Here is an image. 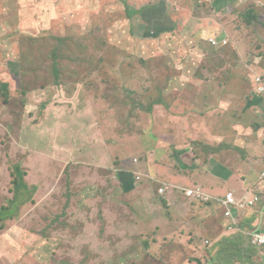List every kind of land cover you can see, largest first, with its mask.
I'll use <instances>...</instances> for the list:
<instances>
[{
  "label": "rangeland",
  "instance_id": "rangeland-1",
  "mask_svg": "<svg viewBox=\"0 0 264 264\" xmlns=\"http://www.w3.org/2000/svg\"><path fill=\"white\" fill-rule=\"evenodd\" d=\"M246 2L251 0H0V208L10 207L0 216V264H199L205 260L209 246L203 242L212 241L214 235L207 233L214 232L210 229L214 223L210 218L204 225L203 213L198 212L205 206L215 210L214 204L189 203L188 217L201 219V226L209 230L203 234L196 232L191 237L187 233L191 226L196 227L192 222L173 224L158 192L163 174L149 157H156L150 156L156 144L155 130L167 127L170 116L176 121L172 126L177 128L178 139L183 129L185 134L190 128L187 108L203 125L214 118L198 117L205 108L201 97L210 91L208 86L219 85L214 78L229 82L235 75L244 77L248 61L255 63L246 81L251 83L254 74L264 75L255 58L259 44L264 51L260 33L245 40L251 52L247 61L238 59L231 66L236 61L231 49L240 37L232 31L233 22ZM254 2L264 9V0ZM161 4L167 7L162 25L155 27L161 18L152 23L154 26L145 25L144 17L149 20ZM133 10L139 11L132 14ZM160 31L169 33L154 39ZM145 32H150L147 37ZM227 32L230 42L224 51L214 46L213 39L224 34L228 37ZM58 36L69 41L60 52L62 57L56 59L55 71L52 54L59 47ZM111 47L123 55L115 57ZM221 50L219 55L213 53ZM223 54L225 59L220 57ZM21 61H25L24 67L18 66ZM88 64H93L90 74L86 72ZM122 67L129 68L127 76L120 72ZM105 73L112 89L100 83ZM233 84L236 87H231V93L237 97L238 108L234 99L233 105L227 102L230 114L234 111L252 127L260 121L263 129L264 97L245 95L253 92L255 84L247 88ZM126 88L135 92L134 99L125 101ZM223 89L219 85L212 93L222 94ZM107 94L119 101L102 97ZM164 95L169 108L151 106ZM174 105L177 108L172 113ZM201 131L207 132L208 126H201ZM246 135L251 139L243 152L258 160L253 167L239 168L248 179L254 175L257 179L264 171V132L251 130ZM187 141L192 148L199 146L197 140ZM144 146L146 150L141 151ZM158 158L162 162L164 152ZM188 161L194 164L191 153ZM12 164L26 171L20 189L12 183ZM194 166L198 169L185 188L199 185L207 190L210 185L217 189V196L206 191L212 199L228 193L224 190L233 184L229 172L227 179L213 183L205 179L208 171L201 174L204 168ZM122 171L141 175L137 186L155 195L153 208L160 209L158 215L155 212L149 220L132 216L122 207L123 199L111 198L124 195L126 202L130 201L128 190L120 184ZM182 171L178 169V178ZM181 187L175 186L182 193ZM179 198L174 201H185ZM218 214L227 217L224 208ZM251 214L249 211L244 222L261 220L263 226L264 217ZM173 225L180 232L185 227L184 239ZM43 229L50 234H44ZM192 238L198 243V249L193 245L195 254L183 242ZM258 259L253 257L256 262ZM207 264H212L210 254Z\"/></svg>",
  "mask_w": 264,
  "mask_h": 264
},
{
  "label": "crops",
  "instance_id": "crops-1",
  "mask_svg": "<svg viewBox=\"0 0 264 264\" xmlns=\"http://www.w3.org/2000/svg\"><path fill=\"white\" fill-rule=\"evenodd\" d=\"M161 8L163 9V11L167 10V7L164 5H162ZM161 19L164 20L163 17ZM214 39H217V38H214ZM219 39H227L229 41V37H227L225 34ZM235 47H236L238 55L242 58L243 51L240 50L239 44H237ZM213 53L219 55L222 53V51L221 52L213 51ZM220 57H223L225 59L226 56H224L223 54ZM232 65L233 64H231V66ZM262 71H264V69ZM258 76H262V75H258ZM214 79L218 80L219 85H222L224 87L223 89L224 93L219 94V95L216 93H212L215 91V88H219V85L218 86H208L210 91L205 92L204 95L201 97L202 101L204 102L205 108H204V111H201V113L198 116L199 118L203 120H206L207 118L211 116H213L214 118L209 119V121L206 122L205 125H203L201 123V120H198V118L194 117V111L193 110L190 111V108H187L185 112L189 113L188 118H189L190 128L188 129V133H185V134L183 133L184 132V129H183L181 138L177 135L180 138L178 139L175 136V132L177 134V128L172 126V123H176V121H174L175 120L174 116H170V121H168L167 127L160 129L161 131L155 130L153 134L156 144L154 148H152V152L150 153V156H156V157L154 158L149 157V160L151 161L155 160L156 168L159 174H163V177H161L162 179L160 180L161 182L160 187H162L165 183H170V187H169L170 190L168 189L166 194H164L165 196H163L165 197L163 199L167 200V203H168L166 207L165 205L162 206V208L165 207L163 209L168 210L166 211V216L167 217L169 216L171 218V221L173 222V224H177V225L180 224L184 226V221H189L195 224L196 227H193L194 226L193 225L189 228L190 231H187V233L191 234V237L194 236L193 234L196 232L197 234H203V231L205 232L209 231V230H206L207 226L205 227L204 223L205 221H207L206 219L213 218L211 220V223H214V226H210V229H212L214 232L207 233V236L209 234H212L214 235V237L212 238V241L210 243L203 242V241L202 242L205 245L206 244L210 245L209 247L214 246L217 252L218 248H220L227 241V237H231V240H233L235 239L236 233H239L242 235L240 238H238V240H240L241 242L240 247L248 248L249 240H250L249 235L260 232L264 228V222H263V226L262 225L260 226V223L262 222L261 220H250L249 223L244 222L249 211H252L251 215H254L255 218L264 217V178L260 174L257 179H255V175L252 178L249 177L248 179V176L246 177L245 172H242L243 169L240 170L239 168L240 166H249V167L252 166L253 167L256 161L258 160L257 157H254V156L251 157V154L247 157V154L243 152V150L245 151V149L247 148L249 141L251 139L250 138L251 136L246 135V134H248L251 130H255L256 132L258 131L259 134L260 133L263 134L264 128L262 129L261 127L263 126L261 125L260 128L255 129V126H256L255 124H254V127H252L251 123L250 125H248L249 121H246L243 118H239L240 116L237 115L234 111L233 113L230 114L231 109L229 110V105L227 102L231 101V104L233 105L237 97L236 98L233 97V93H231L233 89L225 85L222 82V79H219V78H214ZM236 102L237 101H235V107L238 108L236 106ZM261 105H264V99L261 100ZM157 106L163 107V105H160V104H158ZM176 108H177L176 105H174L171 108V112L175 113ZM185 117L186 116L180 117V119H184ZM191 119L197 120L199 122L193 123L192 121L191 123L190 121ZM201 126H208V131L199 132ZM154 127L157 128L156 126ZM188 138H190L193 141L197 140L196 142L199 143V146L197 147V149L195 147L194 148L191 147L192 146L191 143L187 141ZM200 140L202 142H200ZM262 142L264 143V140ZM171 144H173V147L171 146ZM213 148L215 149L213 150ZM142 149L145 151L146 147L145 146L144 148L141 147V151ZM184 150H187V151H184ZM162 152H164L165 159L162 162H159L160 158L158 157L161 155ZM189 153H191L192 155L194 164L188 161ZM227 156H229L230 158L225 159ZM179 162L182 164L181 166ZM199 164H202L203 167H201V165ZM194 165H197L200 169L204 168L201 174L208 171V174L205 176V179L210 180L213 183H217V182H220V180L227 179V175L229 172V176H230L229 179L232 180L233 184L232 185L230 184V186L224 191L226 190L227 192L234 191L237 198L239 199L246 200V199L251 198L254 195L259 196V200L257 201L255 205H253L251 209L240 210V211L237 209V211L234 212L233 219L231 218V220L232 221L234 220L236 222L235 224L236 228H232L229 226L228 217L220 218L221 213L217 215V212H219L221 208V205L219 206L217 205L218 203H220L218 202L219 200H217L214 203L215 210L205 206V208L201 209V211L198 212V213H203V215H201V218L204 224L203 226H201V223H200L201 219L196 220L195 217L193 218L188 217V215L191 213V211L189 213L187 212L190 202L187 201L188 200L187 198L181 196L182 193L179 192V190H177L175 186L180 185L182 186L180 189L185 188L186 186L185 184L188 183L187 181L192 177L191 175H193L195 170L198 169ZM176 167H179V168H176ZM178 169H183L182 171L183 175L180 178H178L177 176ZM119 171L121 170H118L117 174ZM187 176L189 178H187ZM151 177L154 178V176H151ZM131 184L132 183L129 182V187L127 186V183L123 185L124 188L128 190L131 196L129 202H126L124 195H121V196L111 195V198L114 199V198L119 197L120 199H123L125 203L122 202V207L125 208L128 211V213H130L131 215L133 213L136 215H141L143 218H146L147 220H149L150 217L152 218L153 216H155V212L158 215V212L160 211V209L158 208V210L155 211L153 208V204L155 203L154 198H156L153 196L155 195H153V193L150 190H145L141 186L134 185L131 187L130 186ZM206 187L208 188L207 190L213 191L211 192V194L217 196V194H215L217 189L214 190L210 185H207ZM158 192L160 194L159 189H158ZM220 194L225 195L223 193H220ZM176 196H179L182 200H185V201L180 203V200H179V203H177L176 201H174ZM181 207L187 208L186 211L184 212V210ZM214 215H217V216L215 217ZM241 220H242V223H240ZM202 228H205V230H203ZM175 230L178 231V233L184 239V235H185L184 231H186L185 227L182 228V230L184 231H181V232L179 228L177 227L175 228ZM246 235L247 237L245 239L244 237ZM109 237H110V240L112 237V241H114L113 234L110 233ZM183 242L185 243V245L187 244L190 245L192 252L193 250L196 249L193 246L194 244L198 249V243L195 238H192L189 241L185 239L183 240ZM175 244H177L178 246L180 245L178 241H175ZM230 248L232 249L234 248L233 243L230 244ZM193 254H195V251L193 252ZM217 255H218V252L216 256ZM154 259H157V258H154ZM159 262L160 260L157 261L156 263H159ZM234 262H237L236 259H234L233 263Z\"/></svg>",
  "mask_w": 264,
  "mask_h": 264
},
{
  "label": "trees",
  "instance_id": "trees-1",
  "mask_svg": "<svg viewBox=\"0 0 264 264\" xmlns=\"http://www.w3.org/2000/svg\"><path fill=\"white\" fill-rule=\"evenodd\" d=\"M254 1L255 0H251V2H246V4L239 9L237 11L238 17L233 22L234 23V28L232 29V31L237 32V33L240 34V37H239V40L237 41V43L239 44L240 50L243 51V53H242L243 57L241 58L238 55V53H237L236 47L231 49V53L234 54L233 56H235V59H236V61L233 63V66L236 65V63L238 62V59H242L243 61H247V58H248L249 54L251 53L250 52V48L248 46V43L247 44L245 43V40L248 37L251 38V36L255 35L256 33L262 34V36H260L261 38L264 37V9L260 8L258 5H256ZM138 11L134 12V10H133L131 13L132 14H136ZM164 11H163L162 8H159V11L157 13H155L153 16H151V18L149 20L144 17V19L146 21L145 25H148L149 27L150 26H154L152 24L153 22L157 21L158 19H160L162 17L164 18V16H163ZM141 12H143V10ZM157 14H160V16L158 17ZM160 21H162V19H160L158 21V23H157V25L155 27H158L159 26L158 24L162 25ZM224 31H227L226 27L224 28ZM160 32L162 33V31H160ZM147 33L149 34L150 32H145V36L146 37L148 35ZM161 33L159 35H157V36H154L153 38L154 39H158V38L162 37V35H164L165 33L167 34L169 32L166 31V32H163L162 34ZM231 35H232V37H234V33L233 32H231ZM228 37L230 39V33H229ZM57 40H58V43H59V47L56 48L53 51V54H52V56L55 58V60L56 59L58 60V59H60L62 57V56H60V52L62 51L63 47L66 46L67 41H69V38H67V37L63 38V37L58 36ZM44 41H47V39L44 40ZM73 41H76V40L74 39ZM229 42L230 41H228V43ZM34 44L36 45L35 42H34ZM222 47H223L222 49L224 51H226L229 48V44L224 45ZM111 48H112L111 52H112V54L115 57H117V56L121 57L123 55V53H121V52L119 53V51L117 49H113V47H111ZM261 49H262L261 45L259 44L258 45V53L256 54L255 58H256V60L257 59L259 60L257 62L259 69L263 70L264 69V51H261ZM223 50H221V51L223 52ZM106 52H108V51H105L104 53H106ZM133 52L136 55L138 54L136 51H133ZM104 59H106V58H104ZM139 59H141V58L139 57ZM220 59H222V58H220ZM55 60H54L55 63L53 65V68L56 71V68L58 67V65H57L58 62H57V60L56 61ZM90 61L92 62V58L90 59ZM254 63L255 62H251V61L247 62L246 66L248 67V70L246 71L247 73L244 74V77L243 76H239V75H235L236 77H231V78L228 77L229 78V82L227 80L226 82H223V83L225 85H227L229 88H231V86H234L233 82L240 84V85L237 86L238 88H240L241 86H244V88H247L248 86L251 87V84L253 86L255 84V79L254 80L251 79L250 80L251 83H249L248 81H246V77L248 75H252L253 71H252L251 67H252V65ZM92 65L93 64H88L87 67H86V72L89 70V74L91 73V66ZM18 66L19 67H24L25 66V61H21V65H18ZM136 71H134V74L136 73ZM120 72L127 76L130 71H129V68L125 69V68L122 67L120 69ZM144 72H145V69H144ZM254 75H253V77H257L258 76V75H256V76H254ZM260 77L262 78V80L264 82V75L260 76ZM102 78H103V80H101L100 83L101 84L105 83V84H107V89H112L113 88L112 87L113 84L109 85V82H108L109 81V75L107 73H105V74L102 75ZM113 81H114V84H116L115 80H113ZM19 84H20V82L18 83V85ZM234 87H236V86H234ZM255 88H256V84H255V87L253 88V92L252 93H245V95L249 94V96H252V95H253V97L257 96L258 94H257V92H255V90H256ZM127 90H128V92L125 90L126 93H125L124 99L126 98L125 101H130L131 99H134L133 95L135 94V92L132 91V90H129V89H127ZM3 96H6V94H3ZM102 97H105L108 100H111L113 103L119 101V99L117 97L115 98L113 95L111 96L110 94L102 95ZM162 100L165 101V104H164V102ZM156 102L155 103H151V106L153 104H160V105H163L165 107V109L169 108V105H168V103L165 100V95L164 96H159V98L156 100ZM149 109H151V107H149ZM261 125L262 124L260 123V121H256L255 129L260 128ZM196 149H197V147H196ZM11 166H13V168L11 169V175H12V178H13L12 183H13V185L15 187H18V189H20L21 188L20 185L22 183L23 177L26 175V171L20 165H17V164L16 165L12 164ZM122 172H124L123 181L121 180V183H120L122 185L127 183V186L129 187V182H130V183H132L130 185L132 187V186L137 185L138 183H140V181L142 180V177H141L140 174L136 175V174H138V172H135V174H133V172H130V171H122ZM134 175H136V176H134ZM22 190H23V188H22ZM205 191H207V190H205ZM228 192H231V191H228ZM160 195H161L160 196L161 202L165 206H167V204H168L167 200L163 199V198H165V197H163L165 195L161 194V193H160ZM218 196L219 197L224 196L223 198H225L226 194L225 195L220 194ZM235 197L237 198L236 194H235ZM218 199H220V198H213V199H211V200H209L207 202L206 201H202V202L203 203L206 202V203H209L210 205H213ZM237 199H239V198H237ZM194 200L199 201L197 199H191V198H188L187 201H191L190 203L193 206H195L197 204H196V202ZM26 201H27V199H26ZM221 208H224V213H225V207L222 205ZM9 210H10L9 206L1 207L0 208V216L3 215L6 211H9ZM235 211H237L236 208L233 209L232 216H228L229 226L232 227V228H236V226H235L236 222L234 220L233 221L231 220V218L233 219V215H234ZM57 217H59V216H57ZM240 223H242V220L240 221ZM81 225H82V223H80V226ZM46 230L43 229L44 234H46V235L50 234V232H47ZM232 231H234V230H232ZM257 233H259V232H257ZM254 234L249 235L250 240H249L248 248L240 247V243L241 242H240V240H238V238H240L242 236L241 234L236 233L235 234V239H233V240H231V237H227V241L220 248H218V251H217L218 255L217 256H216L217 252H216L214 246L213 247H209L208 251L206 250V258H205V260L203 262L198 261V263L199 264H207L208 255L210 254L211 260H212V264H232V261H234V259H236L237 263H239V264H252V263H254V264H264L263 249L261 248V250L259 252L258 247H260V246L255 245V244H253L251 242V236H253ZM47 237H49V236H47ZM231 243H233V246H234L233 249L230 248V244ZM206 246H210V245L206 244ZM253 257L255 259H256V257H258L260 259H258L257 262H256V261L253 260Z\"/></svg>",
  "mask_w": 264,
  "mask_h": 264
},
{
  "label": "built area",
  "instance_id": "built-area-1",
  "mask_svg": "<svg viewBox=\"0 0 264 264\" xmlns=\"http://www.w3.org/2000/svg\"><path fill=\"white\" fill-rule=\"evenodd\" d=\"M228 42L227 39H224L222 43L226 45ZM213 44L217 45V42L213 40ZM255 84H256V92L258 95L264 96V82L260 76H257L255 78ZM262 177H264V171L262 172ZM182 193L184 196L188 199H197L200 201H209L212 198L208 195V193L203 189L202 186H196V187H188V188H182ZM160 192L164 191V188H160ZM221 204L225 207V215L232 216L233 214V209H242L245 206H253L257 203L259 200L258 195H254L251 198L244 200V199H237L235 197V194L233 191L228 192L225 196V198H220L218 199ZM251 242L255 245L260 246L259 248L263 249V257H264V230L259 233H255L252 237Z\"/></svg>",
  "mask_w": 264,
  "mask_h": 264
},
{
  "label": "clouds",
  "instance_id": "clouds-1",
  "mask_svg": "<svg viewBox=\"0 0 264 264\" xmlns=\"http://www.w3.org/2000/svg\"><path fill=\"white\" fill-rule=\"evenodd\" d=\"M213 40H215L217 42V45H214V46H218V47L224 46V44L222 43V41L224 39H213ZM227 44H228V42H227ZM169 187H170V183H165L162 187H160V188H164V191L160 192V193L161 194H166V192L169 189ZM160 188H159V190H160ZM260 232H262V231H260ZM258 249H259V252H260L261 248L258 247Z\"/></svg>",
  "mask_w": 264,
  "mask_h": 264
}]
</instances>
